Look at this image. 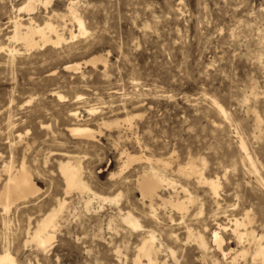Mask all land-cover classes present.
Instances as JSON below:
<instances>
[{"label":"rangeland","instance_id":"1","mask_svg":"<svg viewBox=\"0 0 264 264\" xmlns=\"http://www.w3.org/2000/svg\"><path fill=\"white\" fill-rule=\"evenodd\" d=\"M26 1L0 0V191L22 165L39 190L9 212L0 204V251L11 248L19 264H135L153 231L159 264H231L244 248L250 253L237 264H253V241L235 240L229 221L248 213L249 231L264 237V0H53L31 15L17 12ZM15 18L51 20L65 41L28 51L12 39ZM76 125L94 138L73 136ZM127 155L143 159L128 167ZM68 162L89 191L68 189ZM191 162L203 178L218 179V199L197 175L178 172ZM151 169L176 183L179 198L188 189L187 211L158 200L152 217L137 185ZM160 195L174 198V189L165 185ZM64 202L55 238L41 251L36 226ZM127 213L142 228L125 224ZM217 224L230 229L221 231L233 251L225 261L212 243ZM190 228L207 238L206 258L188 240Z\"/></svg>","mask_w":264,"mask_h":264},{"label":"bare ground","instance_id":"2","mask_svg":"<svg viewBox=\"0 0 264 264\" xmlns=\"http://www.w3.org/2000/svg\"><path fill=\"white\" fill-rule=\"evenodd\" d=\"M52 1L53 0H27L26 3H24L25 6L23 5L24 7L22 6L20 9L17 10V12L24 11L31 15L36 10V4L38 2H42L45 5H50ZM74 5L75 3L72 2L70 5L71 7L69 8L70 10L69 12L73 15L74 20L78 23L80 27L81 35H83L84 32L86 31L85 25L83 21L76 15L75 10H74ZM33 19L30 18L28 20V24H25L23 22L24 19L23 20L18 19V18L13 19V21L11 22V25L13 24V29H14V36L12 38L13 41L15 40L17 42H22L24 46L28 49V51L30 49H34L40 46H46L50 44L61 45L62 42L65 41L63 35L61 34V30L59 29L58 26H55L52 23L53 21L49 20L44 26H39L34 23ZM64 29H66V26L63 28V30ZM71 34H72V39H75L76 37L74 36V34L73 33ZM93 63H97V62L95 61ZM75 65L72 64L66 67L67 69H70V70L71 69L78 70V67L80 68V66H75ZM215 104H216V108L218 107L219 111L221 112L220 114H223L224 116H226L227 114L222 108V106H220V104L217 102H215ZM71 116L77 118L78 115L76 113H73L71 114ZM90 129L89 127L86 128V127H81V126L76 125L75 128L71 127L69 132H71L73 136L78 135L80 137L83 136V138L86 137V138L92 139L94 138L93 137L94 133H92V130ZM243 149L246 151L244 144H243ZM133 156L132 157L130 155L126 156L128 167L131 163L133 164L134 161L136 162V160H138L141 162V160L143 159V158H135ZM246 156H247L246 160H249L248 162L252 161V159L247 153H246ZM145 161L149 164H157L159 166L161 163H163L160 160L155 161V159L154 160L145 159ZM250 163L253 164L252 162ZM195 165L196 164L191 162L187 164L185 167H180L178 169V172L183 175H197L199 177L198 178L199 181L201 183L207 184L210 187V191L212 195L214 196V198L218 199L219 198V188H220V183L218 179L208 180V179L203 178L202 172L198 170V168ZM253 167H255L254 164H253ZM61 170L66 179L68 189L89 191L87 185L83 182L82 171L79 166H74L73 164L68 162L67 164H64L61 166ZM254 170L256 171V169ZM161 174L162 173H160L158 170L151 169L149 171H145L138 180V184H137L138 189L140 190L143 196V199H145L146 201L150 203L149 207L151 209V214L153 216L152 215H148V216L156 217L154 207H155V203H157L158 200H161L163 204L165 205H170V207L174 208V210L176 209L177 211L184 213V211L188 210V205L193 202V198L191 197V194L189 193L188 189H186L185 187H181L180 188L182 190L181 193L184 194V198L182 199L179 198L180 193L178 192L179 188L176 185V183L173 180L168 179L167 176L165 177ZM31 176L24 165H22L20 169L18 170H13L12 168L9 170L8 178L6 179V182L3 184L2 189L0 191V204L4 208L3 211L9 212L16 201L19 200L20 202L22 201L20 199H24V200H26L25 198L28 199L29 195L33 194L34 190L38 189V188L34 189L36 185H34L35 183H33ZM165 185L172 187L174 189V193H175L174 198L176 200H174L173 197H170L169 199L166 198L168 200H165L160 195V191ZM36 193H38V191ZM29 198H33V197H29ZM92 198L93 200H101L103 202H106L108 200L107 198L100 197L96 194H92ZM91 203H92V200H89V202L87 203V206H89ZM64 207H65V202L60 204L58 209L52 210V212L47 213L46 216H44L43 219L40 222H38L35 232L34 233L31 232L33 233L32 241L33 243H35L36 247L39 250L46 251L51 246L52 241L55 238V232L59 227V218H61V214L63 213ZM156 219L157 218H155V220ZM248 219H249V214L247 213L246 218L244 219L234 218L229 221L232 224V227H234L233 234L237 238L235 240H238L240 244H243L245 241L250 242L252 240L253 245H255L254 251L252 252L253 264H264V244H263L264 237H259L255 234L254 231H249L248 229L249 220ZM122 220L125 224H127L130 228L134 230H138L142 228L140 222L131 213H127L123 215ZM217 227H218V230L220 231L213 232L212 243L216 247L218 252L223 255L224 257L223 261H225V259L228 260L229 258H232L231 254L233 252L232 250L228 252L224 249L225 239L222 236L221 231H227L228 227L222 224H217ZM187 231H188V240H193L196 243V245L199 247V249H201L205 253L203 257L206 258L208 252L211 250V246L208 243L205 235H203L202 233H195L194 230L191 228L188 229ZM8 242H9V239H8ZM137 250H138V255H137V258L135 259V264H159L160 263L159 255L162 250V245L160 246L157 244V238H156L155 232L153 231L149 232V234L143 238L141 245L139 246ZM170 251H171V254L174 256L175 252L171 249ZM239 253L240 255H237L234 258H232L230 262L231 264H237L238 258L241 255L242 257H246L250 253V251L244 248ZM143 259H145L147 263H144ZM0 264H19V260L17 261V258L15 254L12 252L11 248L5 247L3 251L2 250L0 251ZM216 264H220V263L216 262Z\"/></svg>","mask_w":264,"mask_h":264}]
</instances>
